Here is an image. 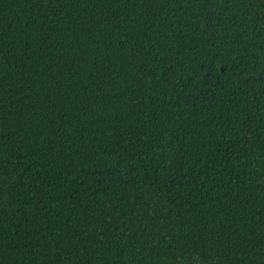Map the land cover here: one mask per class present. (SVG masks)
I'll use <instances>...</instances> for the list:
<instances>
[{
	"label": "trees",
	"instance_id": "trees-1",
	"mask_svg": "<svg viewBox=\"0 0 264 264\" xmlns=\"http://www.w3.org/2000/svg\"><path fill=\"white\" fill-rule=\"evenodd\" d=\"M0 264H264V0H0Z\"/></svg>",
	"mask_w": 264,
	"mask_h": 264
}]
</instances>
